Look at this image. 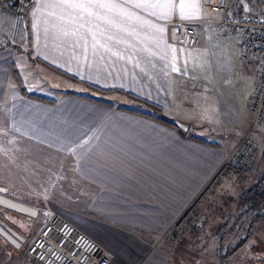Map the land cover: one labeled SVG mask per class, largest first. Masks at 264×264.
<instances>
[{
    "label": "crops",
    "instance_id": "1",
    "mask_svg": "<svg viewBox=\"0 0 264 264\" xmlns=\"http://www.w3.org/2000/svg\"><path fill=\"white\" fill-rule=\"evenodd\" d=\"M233 1L215 18L245 2ZM110 2L118 7L88 15L35 0L37 62L0 50V187L38 210L39 231L57 214L107 249L109 264H180L183 218L207 203L250 124L258 68L240 64L238 35L210 21L202 0H183L184 19L181 0L166 19L135 0ZM176 21L194 29L197 47L178 42ZM255 141L259 161L264 130ZM35 237L19 251L0 243V264H25Z\"/></svg>",
    "mask_w": 264,
    "mask_h": 264
},
{
    "label": "built area",
    "instance_id": "2",
    "mask_svg": "<svg viewBox=\"0 0 264 264\" xmlns=\"http://www.w3.org/2000/svg\"><path fill=\"white\" fill-rule=\"evenodd\" d=\"M230 1L202 0V3L210 21L217 22L228 35H238L240 64L246 69L258 68L249 100L251 123L224 163L235 172L246 173L254 162V140L264 130V4L260 0L241 2L233 13L216 19L217 13H227ZM175 25L181 45L188 48L199 45L196 32L186 22L176 21ZM109 260L104 247L52 212L24 252L25 264H109Z\"/></svg>",
    "mask_w": 264,
    "mask_h": 264
},
{
    "label": "rangeland",
    "instance_id": "3",
    "mask_svg": "<svg viewBox=\"0 0 264 264\" xmlns=\"http://www.w3.org/2000/svg\"><path fill=\"white\" fill-rule=\"evenodd\" d=\"M234 3L235 1H230V4ZM27 59L31 64L37 62L35 59V62H31L28 57ZM42 69L38 67L37 70L38 84L46 80L43 78ZM239 69L245 71L243 66H239ZM254 142L256 155L257 146L259 148L261 144L257 145L255 140ZM232 149L223 160L222 172L218 174L215 184L204 196L207 203L198 208L194 207L192 214H187L188 217L183 218L184 222L182 220L183 227L187 225L188 228L181 231L182 233L179 232L184 239L177 255L180 264H264V222L255 226L251 237L240 251L227 257L248 235V224L244 220H235L236 202L240 195L254 185L262 172L261 156L260 160L256 161L254 155L253 165L246 173L235 172L231 167L224 165ZM40 219L41 216L36 221L21 218L20 225L26 228L31 236H37L39 229L36 223ZM0 243L2 244L1 240Z\"/></svg>",
    "mask_w": 264,
    "mask_h": 264
},
{
    "label": "trees",
    "instance_id": "4",
    "mask_svg": "<svg viewBox=\"0 0 264 264\" xmlns=\"http://www.w3.org/2000/svg\"><path fill=\"white\" fill-rule=\"evenodd\" d=\"M260 1L264 4V0ZM34 4L35 0H0V50H10L16 55H26L31 62H35L32 57L31 32V13ZM91 88L99 90L94 87ZM147 106L154 108L151 105ZM153 116L174 126L158 115L153 114ZM195 139L204 141L198 137H195ZM261 164L262 172L259 178L251 188L240 195L236 202L235 220L237 222L244 220L248 224V235L234 250L228 253V258L240 251L251 237V231L255 226L260 222H264V146L261 154Z\"/></svg>",
    "mask_w": 264,
    "mask_h": 264
},
{
    "label": "water",
    "instance_id": "5",
    "mask_svg": "<svg viewBox=\"0 0 264 264\" xmlns=\"http://www.w3.org/2000/svg\"><path fill=\"white\" fill-rule=\"evenodd\" d=\"M162 118L177 127L182 134L188 132L187 124L165 117ZM0 190H2L0 191V240L3 244L19 251L26 244L30 235L29 231H23L20 219L35 220L38 210L31 203L20 202L9 197L6 189L0 187ZM10 205H14V207H10Z\"/></svg>",
    "mask_w": 264,
    "mask_h": 264
},
{
    "label": "snow or ice",
    "instance_id": "6",
    "mask_svg": "<svg viewBox=\"0 0 264 264\" xmlns=\"http://www.w3.org/2000/svg\"><path fill=\"white\" fill-rule=\"evenodd\" d=\"M125 2H127V0H125ZM60 6L70 10H88V15H93V12L90 11L91 9H107L110 11L113 8L118 7L117 5L111 3L110 0H88L87 3L83 2V0H61ZM132 6L142 11L152 9L153 11L150 13L151 15L157 16L158 19H166L168 18L170 10L177 5H175L174 0H164L163 3H161L160 0H155V2H153V0H135V3H133ZM178 7L181 9L180 18L184 19L183 10L185 8V4L183 3V0H181ZM157 9H167L169 12H161L160 14H157L155 11ZM120 14L128 15L122 8L120 9ZM70 15L75 18L76 14L70 13ZM159 30L163 31V29ZM173 70H176L175 65H173ZM10 207H14V205H10Z\"/></svg>",
    "mask_w": 264,
    "mask_h": 264
},
{
    "label": "flooded vegetation",
    "instance_id": "7",
    "mask_svg": "<svg viewBox=\"0 0 264 264\" xmlns=\"http://www.w3.org/2000/svg\"><path fill=\"white\" fill-rule=\"evenodd\" d=\"M30 237H31V235H29V237L27 238V241L29 240ZM27 241H26V243H27Z\"/></svg>",
    "mask_w": 264,
    "mask_h": 264
}]
</instances>
